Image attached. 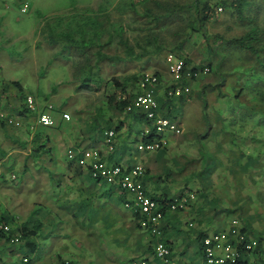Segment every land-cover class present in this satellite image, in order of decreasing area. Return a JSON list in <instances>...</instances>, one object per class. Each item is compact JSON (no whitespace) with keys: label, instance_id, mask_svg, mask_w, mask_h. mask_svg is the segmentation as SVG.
<instances>
[{"label":"crops","instance_id":"1","mask_svg":"<svg viewBox=\"0 0 264 264\" xmlns=\"http://www.w3.org/2000/svg\"><path fill=\"white\" fill-rule=\"evenodd\" d=\"M165 66L166 72L160 75L162 83L157 91L162 103L166 99L167 89L174 84L167 63ZM203 66L206 65L198 67ZM149 67L153 70L157 68L156 65ZM194 67L189 66L191 69ZM203 76L205 74H200L195 79L185 78V85L190 86L193 92L187 95L182 104L175 106V103V107L171 109L176 111L182 106L193 109L196 106V117L193 119L203 122L204 134L195 132L194 128V136L191 137L198 139L189 144L184 137L187 129L179 122L182 132L177 134L168 131L167 145L155 152H139L136 149L145 132L151 129L149 124L140 120L125 118L112 149L106 143V134L92 125V121L80 122V114H74L73 120L67 121L62 116L67 111H53L56 125L44 126L39 123V113L46 103H38L37 112L28 111L23 105L25 99L23 100L22 95L32 93H24L21 83L23 91L17 86H10L4 92L5 84L17 80H0V85L3 84L0 88V108L19 125H5L0 120V215L16 217L14 227L18 230L28 227V251L34 255L40 254V245L45 242L43 239L47 235H53L49 234L54 231H49V225L53 227L56 226L55 223L66 224L70 230L73 225V229L80 232L82 238L94 235L98 246H108L106 250L112 256L108 259L119 264L125 260L130 264L135 260L161 264L155 253V247L160 241L171 246L172 264H203L201 240L207 235L230 229L234 220L239 221L247 236L257 238L264 245V234L261 231H254L252 227L250 229L246 226L248 224L240 222L238 217L241 214L237 210L239 203L236 199L240 196L236 192L242 188L246 172L249 177H255V172L246 169V166L248 163H252V166L255 162L259 163L254 148H247L246 151L244 146L247 137L253 138L252 144H255L256 131L254 127L240 124L243 123L240 119L242 116L254 115L234 108L212 109V102L216 98L211 102L208 113L209 107H204L203 98L200 97L202 88L197 89L196 83ZM50 94L48 92L40 100L52 99ZM108 112L109 115L105 114L104 118L112 117L118 125L120 122L117 115L109 109ZM98 116L96 118L101 119L103 114ZM245 130L250 133L245 135ZM201 138L204 140L203 155L201 149H198ZM128 142H133L132 149ZM72 147L78 151L96 150L101 159L108 163L125 166L141 163L144 167L142 180L145 189L155 199L175 200L189 193L195 194L194 188L202 187L197 180L201 182L203 179V190H200L201 195L198 196L202 201H197L196 198L183 210L167 209V214L159 225L162 232L154 236L138 226L133 210L124 208V201L131 197L129 193L117 185L93 177L89 167L69 163L67 151ZM257 154L260 156L259 151ZM198 163L200 167H204L203 177L200 178ZM228 196H231L230 205L227 202ZM233 211L238 214L228 217L227 213ZM70 224L72 225L69 226ZM59 229L63 230L61 227ZM61 236L66 237L67 234ZM52 239L53 236L47 238V241ZM3 242L4 239L0 243V264H19L15 261L18 253L11 251L9 245ZM86 244L85 240L79 243L80 247ZM123 246L129 250L127 257L119 251ZM60 256L62 255L54 254L52 261L57 259L59 262L51 264H62L68 260ZM243 257L249 264H264L259 253L244 254Z\"/></svg>","mask_w":264,"mask_h":264},{"label":"rangeland","instance_id":"2","mask_svg":"<svg viewBox=\"0 0 264 264\" xmlns=\"http://www.w3.org/2000/svg\"><path fill=\"white\" fill-rule=\"evenodd\" d=\"M113 3L120 0H111ZM219 0H212L215 4ZM105 5L107 1L102 0H0V17H3L0 22V80L1 82L17 80L20 81L24 87V93L31 92L37 96L38 103L44 105L46 102H51L53 105H64L67 112L71 115L73 120L74 114H80V122H90L97 116V111H101L102 114H108L106 95L112 88L108 86H102L100 89L91 91L75 90L74 84L71 83V59L68 56L69 50L62 45H53L47 39L48 33L52 36H57L61 28H66L74 16V14H80L86 9L93 10L98 9L99 5ZM27 5V10L23 8ZM231 13L223 10L219 12L216 20H212L207 28L208 34H221L227 38L240 35L245 30L237 25V22L233 17H230ZM118 16V15H113ZM172 38V36H171ZM191 41L184 48L172 47L173 50L166 48L165 53L156 57H151L147 61L140 63H134L132 68L126 72H148L153 70L149 66H157L155 70L164 74L166 72V58L171 52L181 55V57H188L191 65L201 66L208 65L210 62L213 66L218 65L220 61V69L218 71H211L205 74L199 80L195 82L198 84L197 89H204L206 99H211L208 105L207 112L209 113L210 107L212 109L216 107L220 109H244L251 108L254 101L251 96L239 100H236L234 95L239 93V90L246 84L249 75L245 72L247 66L250 65V61L244 57L241 52L234 53L232 56L224 55L219 51L210 53L206 50V42L204 36L201 33H194L191 37ZM215 46H219L218 42H215ZM215 58V60L213 59ZM214 60V61H213ZM190 64L188 66H191ZM144 67V68H143ZM153 70V71H155ZM111 73V70H108ZM152 71V72H153ZM121 72V71H120ZM151 72V73H152ZM144 73V74H145ZM120 73H118L119 75ZM130 86L128 89H131ZM79 89V88H78ZM48 92H51L50 97L52 99L43 98ZM193 90L191 88V94ZM207 93V94H206ZM242 96H246L247 92ZM216 98L215 101H213ZM243 105L241 106V101ZM213 101V102H212ZM212 102V105L210 106ZM235 103L238 105L235 106ZM205 107V106H204ZM206 108V107H205ZM240 108V109H239ZM197 107L193 109L182 106L178 108L173 114L176 116V121L184 124L186 133L184 134L186 142L189 144L195 143L198 138H192L194 128L195 132H202L204 134V128H202L203 122L196 117ZM251 112L250 109L246 110ZM115 115V114H114ZM253 117L242 116V122L245 126L254 127L256 131L254 134L255 144L253 138L245 139L246 151L254 148L258 157L259 163H248L246 169H250L255 172V177H249V173L246 172L243 177L244 183L242 188L237 190V210L241 214L239 220L250 229L254 231H261L264 234V123H258V115L252 113ZM67 124V123H66ZM81 125V123H80ZM254 125V126H253ZM246 134H249L245 130ZM252 131V130H250ZM257 139V140H256ZM130 149L133 148V142L129 143ZM253 145V146H252ZM201 149V154L204 151V140L201 138L198 142V149ZM66 151V150H65ZM247 155V154H246ZM202 169V170H201ZM199 171L198 177H203L204 167L197 165ZM10 174L11 171H8ZM22 176V174H21ZM25 177V176H24ZM198 184L203 187V179L197 180ZM191 186H193L191 184ZM195 187L194 191L197 201H202L201 197L198 198L203 188ZM230 192V191H229ZM228 205L231 196L227 197ZM196 200V199H195ZM194 200V201H195ZM225 200V201H226ZM196 201V203H197ZM199 205V204H198ZM231 207V206H230ZM203 208V206H202ZM201 208V209H202ZM233 208H231L232 210ZM235 209V208H234ZM1 214V213H0ZM238 213L236 211L228 212V217H234ZM37 216V214L35 215ZM34 216V217H35ZM20 221V220H19ZM24 222H22L23 224ZM30 223V222H26ZM51 227L49 225V231L54 229L52 233L53 239L49 242L47 238L52 236L47 235L43 240L45 241L40 245V254L34 255L28 251L25 241L19 245H9L11 251L18 253V257L15 260L19 264H23L22 260L25 256L31 257L32 262L30 264H51L59 262L57 259L52 261L54 254H61L60 258L67 261H72L73 264H119L111 261L109 253L106 250L108 246H98L94 235H89L86 238H82L80 232L73 229L70 230L66 224ZM252 226H250V225ZM63 230H60L59 228ZM45 230V228L43 229ZM67 230V231H66ZM18 232V231H17ZM46 234V231H44ZM67 234L66 237L61 235ZM82 238V239H81ZM83 240L86 241V245L80 247L79 243ZM4 243V242H3ZM26 246V247H24ZM122 254L128 256L129 250L123 246L119 249ZM69 255V256H68ZM115 257V256H113ZM52 261V262H51ZM121 264H130L128 261H123Z\"/></svg>","mask_w":264,"mask_h":264},{"label":"trees","instance_id":"3","mask_svg":"<svg viewBox=\"0 0 264 264\" xmlns=\"http://www.w3.org/2000/svg\"><path fill=\"white\" fill-rule=\"evenodd\" d=\"M102 1L107 3L105 5L101 3L98 9H86L78 15L74 14L66 28H61L57 36L48 33L47 39L51 44L62 45L69 50L71 83L74 84L76 91L97 90L102 86L112 88L106 95L107 108L117 115L120 123L115 124L112 117L104 118L105 115L102 116L100 110L97 111V116L100 115L102 118L91 120L92 125L99 127L102 133L115 131L112 145L123 127L125 118L140 120L150 125L151 133L143 136V140L153 139L156 135L153 121L147 117L145 111L129 109V107L133 105L135 98L145 91L142 81L146 75L158 77V89L162 83L161 73L156 70L152 73L139 71L127 74L128 69L132 68L134 63L147 61L151 57L165 53L166 48L170 50H173V46L184 48L191 41L194 33H201L204 36L206 50L210 56L216 51L219 53L224 51L223 54L229 57L241 52L250 61V65L245 69L246 74L249 75L247 82L234 97L239 100V97L245 99L251 96L254 101L252 107L239 109L240 111L250 109L252 113L259 116L258 122L264 123V0H219L215 4L212 0H120L114 3L111 0ZM223 8L231 13L230 17H233L237 25L245 30L242 34L230 38L220 33L208 34L209 23L217 19ZM115 14L118 16H113ZM215 42H218L219 46H215ZM184 59L188 66V63H191L189 58L184 57ZM213 59L215 60L214 57ZM217 63L215 67L211 62L206 66L210 68V72L218 71L221 62ZM196 67L198 66L194 68ZM108 70H111V73ZM184 81L185 79L183 84H185ZM10 86H17L23 91L19 81H11L10 84H5L4 92ZM130 86L132 88L128 89ZM2 87L3 84L0 85V88ZM204 92L201 91L200 97L203 98L204 106L207 108L211 99H206ZM244 92H247L246 96H242ZM26 96L22 95L23 100ZM33 96L37 100V97ZM157 97L158 113L176 120L173 114L175 110L171 108L182 104L187 96L170 98L166 93L164 103L160 102V96L157 95ZM240 101L242 106L243 102ZM49 104L52 103L46 102L43 108ZM23 105L25 106V103ZM64 105L62 103L59 106L53 105L54 112L66 111ZM237 105L238 103H235V106ZM67 159L70 164L79 165L77 161ZM156 200L166 216L167 208L174 200L157 198ZM133 213L140 226L139 222L145 218V215L134 210ZM14 220H16L14 216L0 215V224L11 226V230L7 233L0 231V243L4 239V244H9L12 235L19 233L20 242L11 245H19L23 241L27 245L30 234L27 231L28 227L18 230L14 227L16 223ZM202 243L203 240H201L200 249L203 255ZM31 262L30 257L25 264ZM62 264L73 263L63 261ZM239 264H249V262L242 259Z\"/></svg>","mask_w":264,"mask_h":264},{"label":"built area","instance_id":"4","mask_svg":"<svg viewBox=\"0 0 264 264\" xmlns=\"http://www.w3.org/2000/svg\"><path fill=\"white\" fill-rule=\"evenodd\" d=\"M27 5L23 8L27 10ZM167 66L169 74L171 75L174 85L167 89V96L170 98H178L187 96L191 93V87L183 84L185 78H195L200 74H207L210 72L208 66L189 68L186 61L176 53H169L167 55ZM159 79L154 75H146L142 81L144 92L139 94L133 105L129 109H143L149 119L153 121L155 128V136L153 139L141 140L137 145L139 152H155L163 149L168 141L166 134L168 131L174 133H181L182 127L176 120L159 114L157 86ZM25 106L28 111L37 112L39 110L38 101L32 94H28L25 98ZM54 106L49 104L44 107L39 113V123L44 126L52 127L56 124L55 116H53ZM63 118L67 121L71 120L69 113H63ZM0 120L10 126H19L13 117H10L4 109L0 108ZM151 133V129L145 132V135ZM115 135L114 130L106 132V143L113 148L112 139ZM143 135V136H145ZM67 156L70 160H75L82 167H89L93 177L102 179L108 184L117 185L125 192L129 193L130 198L123 203L126 209L139 211L145 215V218L140 220V226L144 230L150 232L152 235H160V222L164 219V210L156 199L151 197L144 186L142 175L144 174V167L141 163H134L131 166H125L120 163H108L101 159L100 154L96 150H82L69 148ZM196 199L194 193H189L187 196L175 199L167 208L171 211L179 209H186L190 202ZM11 226L8 224H0V231L9 232ZM20 234L15 233L9 240L10 244L20 242ZM156 257L161 261V264H172L171 247L165 241H160L155 247ZM259 253L264 260V245H261L260 240L251 238L242 231L239 221L234 220L232 227L228 230L219 231L211 235H207L203 239V264H239L243 255ZM25 256L22 260L23 264L28 261ZM132 264H150L146 260H135Z\"/></svg>","mask_w":264,"mask_h":264}]
</instances>
